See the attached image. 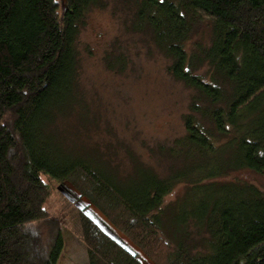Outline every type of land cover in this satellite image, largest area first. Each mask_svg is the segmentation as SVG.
<instances>
[{
	"label": "trees",
	"instance_id": "trees-1",
	"mask_svg": "<svg viewBox=\"0 0 264 264\" xmlns=\"http://www.w3.org/2000/svg\"><path fill=\"white\" fill-rule=\"evenodd\" d=\"M95 9L124 12L193 91L166 175L133 153L122 173L108 149L65 133L77 109L88 116L78 39ZM108 52L109 68L123 64ZM245 172L264 176V0H0V264L59 260L62 236L33 225L48 219L43 175L73 183L156 264L154 239L165 264H264V191L234 177ZM180 186L171 236L164 202ZM81 213L90 264H142Z\"/></svg>",
	"mask_w": 264,
	"mask_h": 264
},
{
	"label": "rangeland",
	"instance_id": "rangeland-1",
	"mask_svg": "<svg viewBox=\"0 0 264 264\" xmlns=\"http://www.w3.org/2000/svg\"><path fill=\"white\" fill-rule=\"evenodd\" d=\"M57 1L62 7L67 0ZM118 15L121 17L109 9H95L88 15L78 39L81 91L88 116L80 118L85 112L77 109L67 120L65 133L74 143L82 139L98 144L102 152L108 149L122 173L131 169L133 153L139 161L166 175L173 163L166 151L184 134V114L189 111L193 91L169 74L170 60L151 36L129 31L123 21L125 13ZM206 31L204 21L192 42L205 40ZM107 51L112 59L124 58L123 64L109 68ZM234 177L248 180L264 191L263 175L245 172ZM42 178L50 188L44 205L48 219L33 225L40 228L46 240L62 236L64 247L57 264H90L81 211L59 190V182L46 175ZM182 190L180 186L165 198L163 220L170 233V208ZM156 240L147 245L148 249L160 264H165V242Z\"/></svg>",
	"mask_w": 264,
	"mask_h": 264
},
{
	"label": "water",
	"instance_id": "water-1",
	"mask_svg": "<svg viewBox=\"0 0 264 264\" xmlns=\"http://www.w3.org/2000/svg\"><path fill=\"white\" fill-rule=\"evenodd\" d=\"M63 8L67 6V1H63ZM59 190L71 201L76 207L84 211L87 216L109 239L115 242L123 250L133 257L138 256L145 262L143 264H156L129 236L122 232L103 211L97 207L87 196L71 182L67 181L59 185Z\"/></svg>",
	"mask_w": 264,
	"mask_h": 264
},
{
	"label": "flooded vegetation",
	"instance_id": "flooded-vegetation-1",
	"mask_svg": "<svg viewBox=\"0 0 264 264\" xmlns=\"http://www.w3.org/2000/svg\"><path fill=\"white\" fill-rule=\"evenodd\" d=\"M136 259L140 262V263H144L145 261L144 260H142L141 258H138V256H136Z\"/></svg>",
	"mask_w": 264,
	"mask_h": 264
}]
</instances>
